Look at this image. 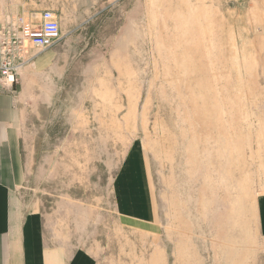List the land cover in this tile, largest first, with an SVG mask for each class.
Returning <instances> with one entry per match:
<instances>
[{
	"label": "rangeland",
	"instance_id": "374dc122",
	"mask_svg": "<svg viewBox=\"0 0 264 264\" xmlns=\"http://www.w3.org/2000/svg\"><path fill=\"white\" fill-rule=\"evenodd\" d=\"M107 20L69 57L72 103L32 120L25 203L104 264H264V0H120ZM118 173L148 180L151 225L119 217Z\"/></svg>",
	"mask_w": 264,
	"mask_h": 264
},
{
	"label": "crops",
	"instance_id": "0c3cea01",
	"mask_svg": "<svg viewBox=\"0 0 264 264\" xmlns=\"http://www.w3.org/2000/svg\"><path fill=\"white\" fill-rule=\"evenodd\" d=\"M119 1L0 0V20L20 17L38 23L41 14L50 11L58 20L61 34L58 42L20 72L12 91L0 86V264H104L90 251V245L74 246L54 237L40 210L25 203L19 188L26 184V160L36 152L30 136L32 120H40L42 106L60 102L62 92L64 103H72L66 86L72 70L69 57L96 53L92 50L94 24L106 23ZM114 176L112 193L119 217L126 223L151 225L154 209L145 176L140 179V191L126 174L125 179L121 173ZM257 203L258 226L264 238V194ZM107 259L109 264H120L119 257Z\"/></svg>",
	"mask_w": 264,
	"mask_h": 264
},
{
	"label": "built area",
	"instance_id": "2783aa9c",
	"mask_svg": "<svg viewBox=\"0 0 264 264\" xmlns=\"http://www.w3.org/2000/svg\"><path fill=\"white\" fill-rule=\"evenodd\" d=\"M61 38L54 13L44 11L38 23L23 18L4 17L0 20V85L12 88L17 82V70L23 68L41 52L50 49ZM35 51L32 53V51Z\"/></svg>",
	"mask_w": 264,
	"mask_h": 264
}]
</instances>
